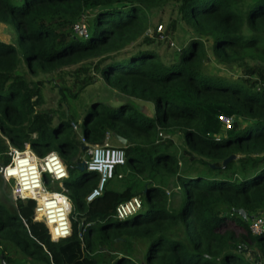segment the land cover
I'll return each mask as SVG.
<instances>
[{"label":"trees","instance_id":"1","mask_svg":"<svg viewBox=\"0 0 264 264\" xmlns=\"http://www.w3.org/2000/svg\"><path fill=\"white\" fill-rule=\"evenodd\" d=\"M168 1H178L180 17L211 37L219 62L241 67L239 78L200 67L201 38L182 45L175 58L148 48L145 12ZM88 6L92 17L83 37L73 26ZM0 22L14 31L13 40L0 38V162L8 160L5 139L37 155L54 149L67 169L62 185L72 205L70 235L51 240L31 218V199H16L10 208L0 201V240L41 264H102L107 253L112 264H141L132 256L134 238L146 242L143 264L264 263V231L247 227L264 203V88L258 87L264 83V0H0ZM21 62L31 75L76 64L70 85L57 88L58 105L92 83L94 73L127 97L152 102V115H145L127 99L110 105L96 98L79 117L85 142L100 143L109 133L119 143L124 162L116 170L122 178L124 171L144 176L140 190L138 179L119 189L106 181L85 200L97 174L80 167L84 148L71 119L34 110L42 101L41 80L27 81L16 71ZM218 113L233 117L229 128H221ZM157 126L181 133L180 153L171 150L170 136L155 141ZM230 153L237 156L221 166ZM170 175L182 191L177 210L161 186ZM131 195L140 196L141 207L114 217L115 204ZM233 207L243 208L246 220Z\"/></svg>","mask_w":264,"mask_h":264},{"label":"rangeland","instance_id":"2","mask_svg":"<svg viewBox=\"0 0 264 264\" xmlns=\"http://www.w3.org/2000/svg\"><path fill=\"white\" fill-rule=\"evenodd\" d=\"M91 7L88 6L82 13V23L84 27V31H88V26H86L87 19L89 20L92 16ZM145 16L147 17V30L146 34L151 37V41L146 44L148 48L152 49L160 58H167L168 56L175 58L176 54L179 52V48L182 45L186 44L192 38H201L203 47L205 50V57L201 59L200 67L204 68L210 72H218L223 75L231 76L233 78H239L242 74L241 67L238 64L230 63L224 64L219 62L213 55L211 50V37L205 34H198L188 23H186L181 17L179 12V2L178 1H168L164 4H161L156 7H152L145 12ZM169 23L174 24V28H170L168 26ZM158 25L160 29H157ZM14 31L9 28V26L3 22H0V38L13 40ZM137 43L140 42V38L136 40ZM135 42V43H136ZM134 43L126 47V51L129 52L132 50ZM135 47V46H134ZM127 54V53H124ZM76 67V64L63 66L56 71L51 72H40L36 75L29 74L24 67V64L21 62L16 71L21 73L25 79L31 83L37 84L36 80H41L38 84L41 91V103L34 107L35 111H45L50 109L53 112V119L55 117H68L72 122L76 124L73 127L74 137L79 140L80 131H79V120H80V112L83 107L90 106L93 99L98 98L103 101L105 104H114L117 103L119 99L127 101H132L134 105L140 108V110L145 115H152L153 113V104L150 101L140 100L137 98H130L126 95L116 91L114 88L110 87L106 83H104L100 77L97 76L92 70L91 73H94L95 80L86 85L80 92L76 94L74 98H65L63 102L58 105V97L59 92L57 90L58 86L65 85L69 86L72 81V72ZM73 89V87H71ZM68 115V116H67ZM71 116V117H70ZM55 122V121H54ZM163 134L167 137L170 136L173 143L171 146V150L180 153V150L184 147L182 142V135L178 130H173L171 133L165 132L163 129L161 130ZM108 142L111 145H119L117 141H115L109 133ZM180 155V154H179ZM83 156V155H82ZM237 156V154H235ZM181 163V167L184 166V161L181 158V155L178 157ZM195 166V164H192ZM144 176L141 174H133V172L124 171V177L121 179L113 178L109 181L108 186L112 188H122L127 183L125 180L127 179H138L139 185L138 190L142 188V179ZM10 186L11 181L5 180L0 177V201L5 204L7 208L14 206V199L10 195ZM176 186L175 179L170 175L167 179V184L162 187L163 190H168L169 192L173 190ZM55 188V187H54ZM171 194V192H170ZM170 194L168 196H170ZM171 197V196H170ZM174 197V198H172ZM170 198L175 200V202L169 207L171 209L177 210L180 207V199L182 197V191L178 190L176 193L174 192L173 196ZM258 209V207H257ZM260 213H264V203L260 205L259 209ZM176 234L179 232L175 230ZM131 241V240H130ZM145 240L143 238H134L132 240V256L136 260L137 263H141L143 261V253L145 249ZM118 249L123 248L124 246L116 244ZM131 247V245H130ZM131 253V252H130ZM106 253L99 255L103 256ZM2 255L9 256L11 259L10 264H41L39 262H35L24 255L22 252L17 250L15 246H13L10 242L6 240H0V264H9L6 263L5 260L2 259ZM106 257H102V264H109L108 253L105 255ZM247 257V254H246ZM248 261H252L251 258L247 257ZM258 258L253 259V263H258ZM130 264V262H128ZM264 264V263H263Z\"/></svg>","mask_w":264,"mask_h":264},{"label":"built area","instance_id":"3","mask_svg":"<svg viewBox=\"0 0 264 264\" xmlns=\"http://www.w3.org/2000/svg\"><path fill=\"white\" fill-rule=\"evenodd\" d=\"M157 29H160L158 25ZM74 32L86 36L83 24H74ZM259 88H264L261 83ZM217 118L222 129L229 128L233 123V117L218 113ZM72 128L76 126L71 122ZM157 141L164 135L157 126ZM80 135V134H79ZM79 140L84 148V157L80 167L93 170L97 174V180L93 187L85 194V200L89 201L101 193L106 181L113 178H121L123 172L116 170L124 162V150L121 146L111 145L108 135L105 133L100 143H87L80 135ZM6 163L0 162V177L11 181L10 195L13 199H31L32 220L40 221L46 227L50 239L66 237L71 233L70 212L71 201L62 185V180L67 177L66 166L55 150H48L42 155H37L28 145L17 148L11 145L7 139ZM82 168V167H81ZM55 187V188H54ZM178 188V185L175 186ZM169 193L168 190H165ZM141 207L139 195L117 202L113 208L116 218H123ZM253 234L264 231V213L252 214L247 225ZM80 236V232H78Z\"/></svg>","mask_w":264,"mask_h":264},{"label":"water","instance_id":"4","mask_svg":"<svg viewBox=\"0 0 264 264\" xmlns=\"http://www.w3.org/2000/svg\"><path fill=\"white\" fill-rule=\"evenodd\" d=\"M115 137H116L120 142H122V143L125 141V139H124L123 137L119 136V135H116ZM234 157H235V154H234V153H230V154H228L227 156H225V157L221 160V166H223V165L226 163V161H228V160H230V159H232V158H234ZM210 165L212 166L213 164L210 163ZM81 167L83 168V166H81ZM232 211L238 213L240 216H242V218H243L244 220H246V215H245V211H244L243 208H241V207H233V208H232ZM0 257H1V256H0Z\"/></svg>","mask_w":264,"mask_h":264},{"label":"clouds","instance_id":"5","mask_svg":"<svg viewBox=\"0 0 264 264\" xmlns=\"http://www.w3.org/2000/svg\"><path fill=\"white\" fill-rule=\"evenodd\" d=\"M80 34V33H79ZM146 34V33H145ZM148 35V34H147ZM83 36V35H82ZM84 37V36H83ZM160 129V128H159ZM162 129H160V131H161ZM162 132V131H161ZM220 133V132H219ZM163 134V133H162ZM164 136L162 137V138H159L158 140L160 141V140H163L165 137H167L165 134H163ZM156 138H157V133H156ZM157 140V141H158ZM54 150V149H53ZM179 164H180V162H178ZM176 185H178L177 183H176ZM178 190H181V188H180V186L178 185V188H173V190L172 191H170L171 192V194H174V192L176 193ZM164 192H165V190H164ZM170 192L169 193H166L167 194V197H169L170 198V196H168L169 194H170ZM170 194V195H171ZM14 200H16V199H14ZM137 211V210H136ZM258 212H260L259 210L258 211H254V212H252L249 216H248V220H249V218H250V216L254 213V214H256V213H258ZM134 213V212H133ZM32 215V214H31ZM42 223V222H41ZM43 224V223H42ZM46 228V227H45ZM49 235V234H48ZM50 238V237H49ZM52 240V239H51ZM109 264H112L111 262H109ZM263 264V263H262Z\"/></svg>","mask_w":264,"mask_h":264},{"label":"crops","instance_id":"6","mask_svg":"<svg viewBox=\"0 0 264 264\" xmlns=\"http://www.w3.org/2000/svg\"><path fill=\"white\" fill-rule=\"evenodd\" d=\"M138 104L140 105V102H138ZM219 132H222V129H220ZM179 162H180V161H179ZM197 166H198V165H197ZM182 167H183V166H182ZM172 177L174 178V176H172ZM109 181H110V180H108V183H109ZM165 185H166V184H165ZM165 185H161V186L163 187V186H165ZM174 202H175V200H172V202H171V200H170V201H168V204L171 205V203L173 204ZM141 264H143V263L141 262Z\"/></svg>","mask_w":264,"mask_h":264}]
</instances>
